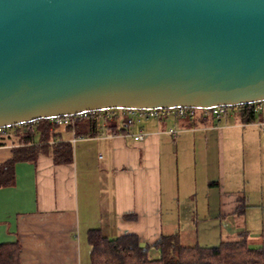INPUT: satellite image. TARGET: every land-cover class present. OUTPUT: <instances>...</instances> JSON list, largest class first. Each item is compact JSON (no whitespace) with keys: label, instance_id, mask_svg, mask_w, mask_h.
<instances>
[{"label":"crops","instance_id":"0c3cea01","mask_svg":"<svg viewBox=\"0 0 264 264\" xmlns=\"http://www.w3.org/2000/svg\"><path fill=\"white\" fill-rule=\"evenodd\" d=\"M106 124L94 136L86 125L80 136L54 132L46 154L16 164L14 183L0 188V244L18 242L20 264H89L93 229L110 239L136 235L151 259L172 235L209 248L247 232L248 247L264 252V112L251 121L241 111L206 120L168 115L122 134ZM18 132L0 146V165ZM56 143L71 144V163L53 161Z\"/></svg>","mask_w":264,"mask_h":264},{"label":"water","instance_id":"95a60500","mask_svg":"<svg viewBox=\"0 0 264 264\" xmlns=\"http://www.w3.org/2000/svg\"><path fill=\"white\" fill-rule=\"evenodd\" d=\"M264 102V0H0V128Z\"/></svg>","mask_w":264,"mask_h":264},{"label":"trees","instance_id":"16d2710c","mask_svg":"<svg viewBox=\"0 0 264 264\" xmlns=\"http://www.w3.org/2000/svg\"><path fill=\"white\" fill-rule=\"evenodd\" d=\"M256 104V103H255ZM258 104V103H257ZM263 106L264 102L259 103ZM245 121L254 119V113L241 111ZM107 130L112 134L124 133L129 124L123 117L115 116L106 120ZM87 127V136L97 134L99 123L89 114L86 118L76 121L73 127L76 135L80 136L76 129L80 126ZM20 131L15 134L16 146L11 150L12 157L0 165V188L11 186L15 180V165L22 162L36 161L39 154H46L48 142L58 137L54 133L49 120H38L33 123L23 124L7 128ZM12 135V134H11ZM10 135V136H11ZM0 137V146L6 144L11 137ZM53 161L56 164H68L73 160V150L70 143H56L51 151ZM237 214H243V210L237 209ZM247 232H240L232 241L220 242L215 247L185 246L180 244L176 235L163 236L155 247L159 250L158 259L148 256L147 247L141 246L136 235H123L114 239L107 238L99 230L93 229L87 232V242L90 247L89 264H264V252L262 249H250L247 244ZM21 246L18 242L0 244V264H20Z\"/></svg>","mask_w":264,"mask_h":264},{"label":"built area","instance_id":"2783aa9c","mask_svg":"<svg viewBox=\"0 0 264 264\" xmlns=\"http://www.w3.org/2000/svg\"><path fill=\"white\" fill-rule=\"evenodd\" d=\"M252 112L258 114L263 111L261 104H249L234 107L218 106L208 109H192V108H177L170 110H157V109H145V110H106L97 112L82 113L74 116L57 117L50 119V124L53 127V131L57 132L67 127H73L78 119L86 118L91 114L98 123H104L106 120H110L115 116L123 117L127 120L128 124L139 123L143 119H161L168 115H172L175 118L180 119H199L206 120L208 117L214 118H226L230 112L242 111ZM173 136L176 135V131H170ZM11 135V131L7 128H0V137H7ZM142 135L138 134L135 139L141 140Z\"/></svg>","mask_w":264,"mask_h":264},{"label":"rangeland","instance_id":"374dc122","mask_svg":"<svg viewBox=\"0 0 264 264\" xmlns=\"http://www.w3.org/2000/svg\"><path fill=\"white\" fill-rule=\"evenodd\" d=\"M134 126H135V124L131 125V127H134Z\"/></svg>","mask_w":264,"mask_h":264}]
</instances>
